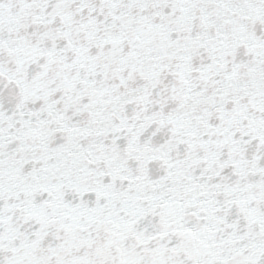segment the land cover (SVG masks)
<instances>
[{
  "label": "snow or ice",
  "instance_id": "1",
  "mask_svg": "<svg viewBox=\"0 0 264 264\" xmlns=\"http://www.w3.org/2000/svg\"><path fill=\"white\" fill-rule=\"evenodd\" d=\"M0 264H264V0H0Z\"/></svg>",
  "mask_w": 264,
  "mask_h": 264
}]
</instances>
